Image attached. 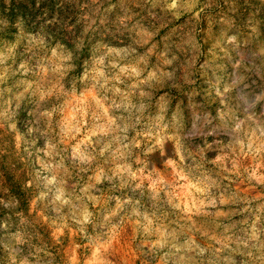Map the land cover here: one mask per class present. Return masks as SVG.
<instances>
[{
	"label": "rangeland",
	"instance_id": "1",
	"mask_svg": "<svg viewBox=\"0 0 264 264\" xmlns=\"http://www.w3.org/2000/svg\"><path fill=\"white\" fill-rule=\"evenodd\" d=\"M0 264H264V0H0Z\"/></svg>",
	"mask_w": 264,
	"mask_h": 264
}]
</instances>
